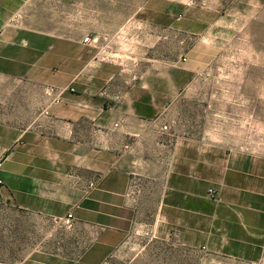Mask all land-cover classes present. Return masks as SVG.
<instances>
[{"label": "crops", "instance_id": "crops-1", "mask_svg": "<svg viewBox=\"0 0 264 264\" xmlns=\"http://www.w3.org/2000/svg\"><path fill=\"white\" fill-rule=\"evenodd\" d=\"M44 1L50 32L26 26L43 19L35 5ZM74 1L0 0V208L35 229L18 258L4 237L0 264H106L136 226L218 261L263 262L264 153L239 150L253 143L246 130L213 123L209 138L200 34L188 18L152 9L127 24L115 13L108 33L107 0H83L89 24L64 37L60 4ZM88 36L101 43L84 44ZM243 62L242 76H228L241 92L211 94L218 118L235 113L232 99H258L264 116V47L257 70ZM236 63L219 59L216 68ZM210 78L220 83L219 73ZM48 88L65 89L60 103ZM13 98L22 126L11 120Z\"/></svg>", "mask_w": 264, "mask_h": 264}, {"label": "rangeland", "instance_id": "rangeland-1", "mask_svg": "<svg viewBox=\"0 0 264 264\" xmlns=\"http://www.w3.org/2000/svg\"><path fill=\"white\" fill-rule=\"evenodd\" d=\"M29 6L28 8H30ZM35 6L41 11L43 19H36L34 22L28 19L26 26L37 23L40 30L50 32L52 4L49 1H44ZM89 7L90 5L85 4L83 0H75L70 5L60 4V33H63L64 37H70L73 33H81L87 27ZM148 9L170 10L178 19L188 18L190 28L200 34V37L195 38L197 40L199 38L208 64L196 68L198 72L196 75L203 79V91L202 89L201 91L205 93L206 97L203 103V121L208 129L209 138L211 139L213 123H219L221 129L224 130H227L228 126L237 130H246L250 133L249 136L253 143L250 147L239 150L251 154L264 153V131L260 132L261 128L264 129V116H260V101L258 99H252L251 103L232 99L230 101L232 105H235V113L229 115L228 112L223 113L221 110L219 118L213 115L211 109L212 92L220 91L232 94L241 92L243 86L229 83L228 76L239 77L245 73L244 59L252 62L251 70L253 72L257 70L255 63L258 60V50L260 45L264 47V0H107L108 33H111L110 29L114 28L117 23L114 17L115 13H118L119 16L120 12H123V22L127 24L133 22L128 18L134 12ZM104 38L108 39L109 37ZM197 40H188V45L198 42ZM203 57L204 55H202ZM185 58H191L192 64H194V60H197V56ZM219 59L221 61L235 60L237 63L235 66L232 64V67L221 64L220 69H217V60ZM213 61L214 63H212ZM218 73L220 83H217L216 79V83L212 84L210 77L214 75L217 78ZM239 87L240 89H238ZM18 91L20 90L18 89ZM20 103L18 98H13L11 103V120L18 126L24 125L27 120L20 115ZM220 103L228 106L229 101L221 99ZM245 109L247 110L246 114L243 113ZM248 109H250L249 113ZM0 118H3L1 113ZM25 219L27 220L26 217ZM152 234L149 227H133L106 264H233L224 259H220L219 262L205 252L183 249L171 242L155 240ZM34 235L35 229L27 227L25 222H21L16 211L0 208L1 250L4 249L5 237L8 254L18 258L32 248ZM259 264H264V261Z\"/></svg>", "mask_w": 264, "mask_h": 264}, {"label": "built area", "instance_id": "built-area-1", "mask_svg": "<svg viewBox=\"0 0 264 264\" xmlns=\"http://www.w3.org/2000/svg\"><path fill=\"white\" fill-rule=\"evenodd\" d=\"M84 44H97L98 43V38L96 37H85L82 41ZM182 61L185 62L186 61V58L183 57L182 58ZM65 91V89H54V88H48L47 89V94L49 96H53V103H60L61 102V97H62V94L63 92ZM169 130V127L167 125L163 126L162 127V131L165 132V131H168ZM2 163L0 161V167H1ZM95 186V183H91L90 184V188H93ZM208 194L210 197H215L216 196V191L214 189H209L208 191ZM202 249H205V247H203Z\"/></svg>", "mask_w": 264, "mask_h": 264}]
</instances>
